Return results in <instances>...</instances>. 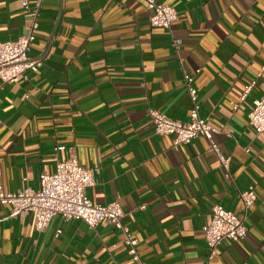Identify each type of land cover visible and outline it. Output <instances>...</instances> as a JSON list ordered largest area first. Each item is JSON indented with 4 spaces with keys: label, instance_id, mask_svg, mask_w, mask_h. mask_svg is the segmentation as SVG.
<instances>
[{
    "label": "crops",
    "instance_id": "crops-1",
    "mask_svg": "<svg viewBox=\"0 0 264 264\" xmlns=\"http://www.w3.org/2000/svg\"><path fill=\"white\" fill-rule=\"evenodd\" d=\"M22 1L0 0V41L33 32L27 56L41 66L0 81L1 189H36L42 166L51 173L73 153L95 170L87 198L121 207L146 264H264V132L247 119L264 96V0H156L177 12L170 30L150 25L141 0ZM184 74L227 171L205 138L173 147L154 133L151 111L190 121ZM250 187L245 213L239 195ZM216 205L248 231L209 258L202 228ZM9 215L0 207V264H133L107 221L54 217L36 231L32 215Z\"/></svg>",
    "mask_w": 264,
    "mask_h": 264
},
{
    "label": "built area",
    "instance_id": "built-area-1",
    "mask_svg": "<svg viewBox=\"0 0 264 264\" xmlns=\"http://www.w3.org/2000/svg\"><path fill=\"white\" fill-rule=\"evenodd\" d=\"M151 11L149 23L152 27L170 30L177 20L176 10L156 0H141ZM22 7L30 9L27 1H22ZM39 1L33 8L38 13ZM36 24H33V29ZM34 40L33 32L14 42L0 41V81L17 83L27 72H37L41 66L38 60L29 59L27 53ZM198 72V71H197ZM193 77L183 75L191 109L190 121L187 123L170 119L157 111H151L150 117L154 133L172 138L173 147L187 145L193 140L203 137L208 142V150L216 155L223 170L227 171L230 159L220 153L214 141L218 129L199 115L198 93L193 86ZM253 83L247 86L241 96L243 100L250 92ZM248 124L255 133L264 132V96L253 101L252 109L247 115ZM58 151L64 150L58 147ZM95 170L82 167L73 153H68L64 160L55 163L53 172H48L45 166L38 177L36 189L26 187L18 192H4L0 187V207H9V219H23L26 215L33 216L36 231H42L54 217L63 221H81L90 228L107 221L124 235V244L133 264H146L140 256L138 241L133 238L123 225L124 213L117 203L96 205L86 196V189L94 184ZM243 209L246 211L255 201L253 188L239 195ZM247 228L242 219L235 214L216 205L211 209V219L202 232L209 250V258L215 255L217 247L224 241L238 242L246 238Z\"/></svg>",
    "mask_w": 264,
    "mask_h": 264
}]
</instances>
